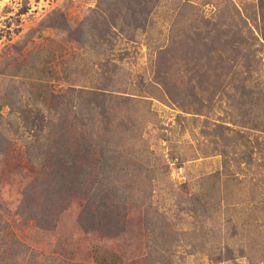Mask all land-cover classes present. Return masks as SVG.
Wrapping results in <instances>:
<instances>
[{"label": "rangeland", "instance_id": "1", "mask_svg": "<svg viewBox=\"0 0 264 264\" xmlns=\"http://www.w3.org/2000/svg\"><path fill=\"white\" fill-rule=\"evenodd\" d=\"M0 109V264H264V0H0Z\"/></svg>", "mask_w": 264, "mask_h": 264}, {"label": "trees", "instance_id": "2", "mask_svg": "<svg viewBox=\"0 0 264 264\" xmlns=\"http://www.w3.org/2000/svg\"><path fill=\"white\" fill-rule=\"evenodd\" d=\"M259 39V38H258ZM208 49V55H212L214 52L211 50L212 48H207ZM210 58H212V56H210ZM236 61H234L233 62V64L231 65V67H232V69H233V67H235V63ZM230 68V66L228 67V69ZM227 72L225 71V72H223L222 73V75L223 74H226ZM220 74H218L217 76H219ZM221 80V78H219V80L218 81H220ZM202 83H203V80L202 79H199V83H198V86H200L201 87V89L202 90H204V87H203V85H202ZM168 87V86H167ZM220 87H221V85H220ZM218 92V88H217V84H215L214 85V88L212 89V92L211 93H213L214 95L216 94ZM96 94H98V95H105V92H101V93H96ZM169 97L171 98V100H173V101H178V99H180L181 97H179V98H177L176 96H174L170 91H169ZM114 98H117L116 99V101L117 100H125L126 102H128L129 100H131V99H129V98H123V97H115L114 96ZM259 99H261L260 97H258ZM121 101V102H122ZM207 101V100H206ZM205 101V98L204 97H201L200 99H198V101H197V103H195V105H197V104H199V105H203V102H206ZM184 103V102H183ZM197 110H200V108H197ZM1 120H2V113H1V109H0V125H1ZM26 120V119H25ZM27 121H28V119H27ZM108 121V120H107ZM109 122V121H108ZM68 131V130H67ZM3 139H4V136H3V134L2 133H0V145H1V143H2V141H3ZM62 147L63 146H67L69 143H65V136L63 135V137H62ZM79 144V146L81 147V144L80 143H78ZM71 145H73V143H71ZM91 146L92 145H89L88 147H87V150H88V152L89 151H91ZM80 150V149H79ZM81 151V150H80ZM82 152V151H81ZM1 153V152H0ZM59 163H61L62 165H64V166H61V169L62 170H66V169H68V168H70V167H73V169L75 168V169H77V168H79V166H77V163L76 162H74L73 164H72V166H67L66 164H65V161L64 162H62V161H60L59 160ZM52 181H53V178H52ZM37 184H38V182L37 181H35ZM38 188V191H43L44 189H43V187H41L40 186V184L39 185H37V186H34V187H31V188ZM27 195L30 197L31 195L30 194H28L27 193ZM29 208H31V204H30V206H29ZM47 208V207H46ZM46 209H44V210H42V212L43 211H45ZM46 215V214H45Z\"/></svg>", "mask_w": 264, "mask_h": 264}]
</instances>
